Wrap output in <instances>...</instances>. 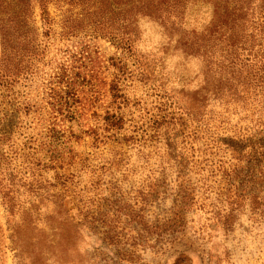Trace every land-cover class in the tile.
I'll return each instance as SVG.
<instances>
[{
	"label": "rangeland",
	"instance_id": "374dc122",
	"mask_svg": "<svg viewBox=\"0 0 264 264\" xmlns=\"http://www.w3.org/2000/svg\"><path fill=\"white\" fill-rule=\"evenodd\" d=\"M205 1L214 3L162 0L169 11L158 15L156 6L138 23L135 8L115 32L144 55L154 82L143 78L136 56L105 36L108 29L103 33L105 18L110 25L123 21L119 0L49 5L57 29L66 23L72 36L45 37L49 50L35 61L25 87L0 88V264H264V130L248 129L234 107L211 96L202 102L192 93L195 85L187 93L175 71L185 56L159 60L164 48H183L169 45L177 33L165 31L161 21L171 9L172 19L200 16L194 6ZM222 1L240 0H215ZM0 7L9 17L21 0H0ZM28 23L38 34V7ZM254 34L264 43V34ZM191 51L196 47L185 55ZM111 59L127 67L119 81L129 100L121 110L125 119L136 124L142 110L167 117L145 138L137 132L131 143L103 139L102 129L92 133L94 114L109 107L118 73V61ZM172 61L178 68L170 67ZM69 84L76 103L68 108L60 101ZM173 93L180 95L171 101ZM69 110L82 129L63 121ZM149 119L150 125L156 121ZM236 134L251 136L240 143L255 153L244 162L224 149ZM37 159L44 162L46 181L34 175Z\"/></svg>",
	"mask_w": 264,
	"mask_h": 264
},
{
	"label": "trees",
	"instance_id": "16d2710c",
	"mask_svg": "<svg viewBox=\"0 0 264 264\" xmlns=\"http://www.w3.org/2000/svg\"><path fill=\"white\" fill-rule=\"evenodd\" d=\"M161 1L119 0L118 8L123 21L117 23L114 21L110 25L111 20L105 18V27L102 29L103 33L108 29L109 33L105 36L114 40L119 48L133 57V60L135 56L137 57L141 67L140 73L145 75L143 78L147 82H154L157 77L150 80L154 76V70L150 71L144 67V55L138 54L134 50L131 39L120 34L114 35L116 31H122L121 26L126 25V15L135 8L136 23L139 22L138 19L145 17L144 11L156 10V6H158V15L169 11L171 7L165 8ZM208 1L214 3L207 5L208 2L205 1V3L194 6L196 13L200 16H194L185 21L172 19L171 14L174 11L171 9L168 18L161 21L165 31L177 33V38H171L168 42L169 45L181 46L183 44V48L178 53H175L171 48H164L163 52L166 55L164 58L159 57V60L164 64L170 61L174 55L185 56L182 68L175 69V71L181 74L182 85L189 88L186 90L187 93L191 91L190 87L195 85L197 90L193 89L192 93L196 94L202 102H206L211 96L217 102L234 107L240 115L232 110L233 114L243 116V120L249 123L248 129L264 130V43H261L254 34L257 33L259 37L264 34V0H252V2H241L242 0H240L232 3ZM52 2L54 0H21V8L9 17L3 16L2 12L6 9L0 7V88H13L12 86L16 83L25 87L34 73L35 61L41 59L42 56L44 58L49 50L50 41H46L45 37L49 36L50 39L53 36L60 39L72 36L70 34L71 29H69L71 27L66 23H63L61 30L57 29L58 22L49 13V5ZM36 7L39 9L42 22V26L38 28V34L33 33V29L27 26L29 24L28 19L35 13ZM118 23L119 25H117ZM32 26L34 28V24ZM67 29L70 32H67ZM225 44L226 48H223ZM195 47L196 53L194 55L192 51L185 55L186 50ZM115 61L118 63L113 64V67L118 73L110 83L109 107L103 115L94 114L97 127L96 130H92V133L98 134L99 130L97 131V129H102L103 139L131 143L137 138V132L145 138L153 125L162 126L167 117L154 118L149 116L152 118V122L156 120L154 124L150 125L148 110H142L141 112L145 113L142 114V118L136 124L134 123L135 118L133 121L125 119L121 110L124 105L128 104L129 100L123 94L119 81L126 74L127 67L122 60L111 59V62ZM170 67L178 68L173 61ZM70 85H68L70 92H67L66 99L60 101L62 106L65 103L68 108L71 104L76 103V93H74L73 86L70 87ZM168 95L172 101L175 96L179 97L180 93ZM182 99L185 100V97ZM142 103L143 101L140 105ZM184 105L188 107L190 102L186 100ZM189 110L194 112V106L189 107ZM63 115L64 122H71L70 129H82V125L78 123V118L70 113V110L68 114L64 113ZM56 122L58 123V119ZM57 123L53 122L52 126L55 129ZM122 135L124 138H121ZM236 135L234 141L224 149H227L230 155L238 154L236 156L240 157L237 159L244 162V159H250L253 154L255 155L250 149L240 147V143L251 136L243 138L240 134ZM55 152L58 155L60 151L56 150ZM119 158H122L119 153L113 157L115 164ZM32 164H34V175L38 181H46L43 160L37 159ZM41 188L46 187L42 186Z\"/></svg>",
	"mask_w": 264,
	"mask_h": 264
}]
</instances>
